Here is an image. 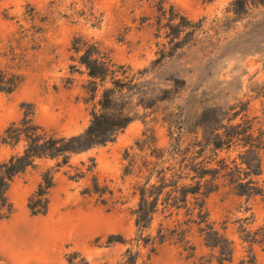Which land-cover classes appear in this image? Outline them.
<instances>
[{
    "label": "rangeland",
    "instance_id": "1",
    "mask_svg": "<svg viewBox=\"0 0 264 264\" xmlns=\"http://www.w3.org/2000/svg\"><path fill=\"white\" fill-rule=\"evenodd\" d=\"M233 1L0 0V70L25 76L14 92L0 91V135L21 119L27 104L33 107L35 123L47 130L74 136L87 128L92 112L99 110L103 88L112 85L109 76L104 83L97 80L94 99L87 93L89 78L72 50L75 38L100 44L119 78L131 82L112 95L130 124L112 142L70 158L73 166L94 159L100 181L114 191L121 189L126 203L108 212L81 195L88 180L72 182L59 176L48 213L34 217L27 201L38 178L21 176L8 193L14 214L0 221V264H69V256L75 257V264L81 258L88 264H117L127 247L108 244L109 238L129 240L135 235L130 210L136 198L130 197L131 181L122 179L126 151L144 154L153 147L167 148L171 133L181 131L196 150L201 145L209 167L218 166L221 151L216 153L212 140L217 129L221 133V114L234 106H247L250 116H261L264 110V2L249 0L242 12L234 13ZM32 9L39 13L33 24L43 33L35 43L19 42L20 27L32 26L25 21ZM174 11L198 24L196 30L182 31L179 40L169 21ZM11 50L16 54L12 61ZM8 155L3 149L0 159ZM215 184L218 189L206 199V208L220 229L225 219L242 216L238 208L244 199L221 189V178ZM249 206L255 225H260L263 204L253 198ZM192 242L194 258L164 243L149 264H205L200 258L208 259L209 251L196 235ZM256 258L264 264V251L256 248ZM137 264H146V251Z\"/></svg>",
    "mask_w": 264,
    "mask_h": 264
},
{
    "label": "trees",
    "instance_id": "2",
    "mask_svg": "<svg viewBox=\"0 0 264 264\" xmlns=\"http://www.w3.org/2000/svg\"><path fill=\"white\" fill-rule=\"evenodd\" d=\"M248 3L249 0H234L232 11L242 12ZM160 13L164 14V9L161 8ZM38 16L33 9L25 14V21H30L32 26L29 29L20 27L17 41L36 42L37 35L43 33L42 28L33 24ZM169 21L177 40L182 31L198 28L197 23L178 11L173 12ZM72 50L89 78L90 86L85 89L92 99L100 87L97 80L104 83L110 76L112 88H103L97 102L99 110L92 112L87 128L74 136L60 135L36 124L33 107L22 106L21 119L7 125L0 135V153L3 149L9 152L7 158L0 159V221L8 220L14 214L8 193L14 181L26 174L38 178L36 189L27 201L29 214L34 217L48 213L51 193L59 176L72 182L88 180L81 195L93 198L95 204L108 212L126 203V194L121 189L114 191L105 180L100 181L94 159L73 166L70 158L112 142L130 124V117L115 105L112 95L129 87L131 82L126 77L119 78L110 55L97 42L89 43L78 37L73 41ZM9 55L11 61L16 59L14 50ZM21 56L19 61L24 57ZM24 80L22 73L0 70V91L10 94ZM236 108L221 114V133L217 129L212 140L216 153L221 151V162L215 168L208 166L201 145L196 146L199 148L196 150L193 144L187 143L181 131L176 136L171 133L167 148L153 147L144 154L125 152L127 164L122 179L131 181L130 197L136 198L130 210L135 235L129 240L121 236L109 238L108 244L127 247L117 264H137L142 251H146V264H149L151 256L164 243L177 245L187 258H194V235L209 251L208 259L200 258L202 263L259 264L256 248L264 251V220L255 225L249 200L259 198L264 208V110L261 116H250L247 106ZM218 178H221V189H226L227 194L244 199L238 208L242 216L233 221L225 219L220 229L210 221L206 208V199L218 189L215 184ZM67 261L75 264V257L69 256ZM76 264L88 263L81 258Z\"/></svg>",
    "mask_w": 264,
    "mask_h": 264
}]
</instances>
